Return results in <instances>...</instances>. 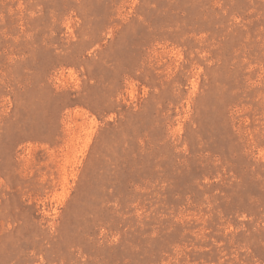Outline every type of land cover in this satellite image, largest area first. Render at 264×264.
<instances>
[{"label": "rangeland", "instance_id": "1", "mask_svg": "<svg viewBox=\"0 0 264 264\" xmlns=\"http://www.w3.org/2000/svg\"><path fill=\"white\" fill-rule=\"evenodd\" d=\"M0 264H264V0H0Z\"/></svg>", "mask_w": 264, "mask_h": 264}]
</instances>
